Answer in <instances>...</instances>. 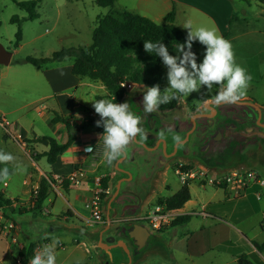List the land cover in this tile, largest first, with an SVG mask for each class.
Segmentation results:
<instances>
[{
    "label": "crops",
    "instance_id": "crops-1",
    "mask_svg": "<svg viewBox=\"0 0 264 264\" xmlns=\"http://www.w3.org/2000/svg\"><path fill=\"white\" fill-rule=\"evenodd\" d=\"M121 5L123 9L156 23L162 22L174 5V24L185 34L187 29L182 26L185 23H191L193 28L215 27L222 36L226 32L223 37L231 42L235 62L251 77L244 96L263 98L264 101V20L238 17L228 23L234 14L232 0H121ZM261 10L264 11V5ZM17 47L11 50L9 64L0 65V120L7 121L8 128L0 126V150L14 157L7 164L9 179L0 183V191L10 200L6 207L0 206V222L14 224L11 237H0V264H15L29 246L43 247L53 242H56V264L84 262L89 258V251L83 238L51 222L86 226L83 221L87 216L86 204L99 178L106 174L108 164L100 136L103 128L90 127L79 131L52 164L47 163L45 157H38L48 149L47 140L37 141L39 135L34 133L29 137L26 128L33 125V115L44 124L51 123V110L70 119L85 118L88 112H94L92 100L104 93V87L97 81L72 74L71 58L40 68L23 62L24 57L12 60ZM25 64L32 67L23 66ZM28 112L32 115L27 117ZM51 125L52 133L40 136L64 142L67 138L65 127L61 123ZM87 146H92L93 150L86 152ZM261 165L264 166V162ZM75 170L83 172L77 183L66 180V187L57 185L49 190L40 209L29 208L31 192L36 190L42 177L46 174L52 178L65 176ZM260 174L264 176V170ZM181 185L179 183L174 190L169 186L161 197L173 194ZM188 189L190 197L178 210L189 218L185 223L175 225L180 230L173 229V226L168 231L169 237L165 233L169 239L168 255L153 254L139 264H236L241 253L247 254L252 262L264 264V251L258 252L252 244V241L264 239V222L261 225L263 185L254 183L237 193L226 186L190 182ZM57 199L62 201L60 208L55 205ZM66 211L69 214H64L62 219L56 218ZM200 211L206 215L193 214ZM150 257L157 258L149 260Z\"/></svg>",
    "mask_w": 264,
    "mask_h": 264
},
{
    "label": "water",
    "instance_id": "water-1",
    "mask_svg": "<svg viewBox=\"0 0 264 264\" xmlns=\"http://www.w3.org/2000/svg\"><path fill=\"white\" fill-rule=\"evenodd\" d=\"M11 55L0 43V65H8ZM145 86L127 80L117 101L128 102L145 138H130L124 154L112 161L102 201L105 223L89 228L51 222L80 235L97 264H139L153 254L168 255L165 233L153 231L139 217L173 161L195 163L213 174L257 168L264 162V103L248 96L219 101L216 95L192 111L180 99L170 108L147 113Z\"/></svg>",
    "mask_w": 264,
    "mask_h": 264
},
{
    "label": "trees",
    "instance_id": "trees-1",
    "mask_svg": "<svg viewBox=\"0 0 264 264\" xmlns=\"http://www.w3.org/2000/svg\"><path fill=\"white\" fill-rule=\"evenodd\" d=\"M17 7L26 11L27 19L33 20L38 17L37 8L40 0H12ZM97 6L113 7L116 0H93ZM264 5V0H258ZM118 15L112 11L96 16L95 25L91 31V42L88 46H70L62 47L53 51L50 56L35 58L25 56L22 61L32 64L38 68L49 62H60L61 60L72 57L71 73L79 77H87L90 80L99 82L103 87L105 94L96 95L95 99L115 97L116 102L121 98L125 88L124 83L131 80L136 83L152 86L158 84L161 86L166 81V68L159 56L155 53H148L144 50V41L163 42L169 50V54H176L177 42L183 43L187 34L182 32L174 24L175 7L163 17L162 22L156 23L151 19L140 14L132 13L121 9ZM238 16L232 13L228 23L236 20ZM10 21L17 24L13 47H17L21 41L20 18L13 15ZM226 36V32L223 33ZM199 42L194 41L192 50L196 52V46ZM114 69V70H113ZM218 86V85H216ZM179 94V93H178ZM182 95V94H179ZM175 105L174 101L166 104L165 108ZM50 122L61 123L65 127L67 138L64 142L50 136H39L37 141L47 140L48 149L38 154V157H45L49 164L54 163L56 157L67 149L74 141L81 130L90 127H98L95 121L99 119L97 113L88 112L87 116L81 120L70 119L62 116L56 111L51 110ZM33 141V140H30ZM109 174L99 178V186L102 189L108 188ZM54 179L50 174L42 177L36 190L31 192L29 198V208L40 209L42 202L46 198L50 188V182ZM63 187L67 186V181L62 183ZM221 187H224L223 185ZM190 193L188 183L182 184L181 187L173 194L157 199V203H163L169 209H180L189 199ZM10 200L3 196L0 191V206L9 204ZM26 210V209H24ZM64 214H58L57 219H62ZM189 215H179L171 222V226L185 223ZM264 222V214L261 225ZM169 231V230H168ZM165 232V233H168ZM253 246L258 252L264 251V239L261 242L252 241ZM33 245L27 250L22 251L21 258L23 264L33 252ZM73 264H90V261L76 262ZM236 264H257L252 262L248 255L241 253L237 256Z\"/></svg>",
    "mask_w": 264,
    "mask_h": 264
},
{
    "label": "clouds",
    "instance_id": "clouds-1",
    "mask_svg": "<svg viewBox=\"0 0 264 264\" xmlns=\"http://www.w3.org/2000/svg\"><path fill=\"white\" fill-rule=\"evenodd\" d=\"M182 26L187 29V36L183 43L177 42L175 55L169 54L168 47L161 41L143 43L146 52L155 53L160 57L166 68L168 81L163 93L158 84L145 86L143 110L147 113L153 112L160 104L175 99L177 93L188 96L201 87L211 90L214 85H218L219 101H234L245 95L251 77L244 67L235 62L231 42L215 27L193 28L191 23ZM194 41L204 46L199 61L197 53L192 50ZM92 107L99 116L95 121L96 126L103 128L100 136L103 138L105 148L103 155L108 163L124 154L130 138L137 135L141 139L145 138L144 130L139 126V117L130 110L127 101L118 103L112 96L111 99L92 100ZM92 150V146L85 148L86 152ZM13 160L11 153L0 150V165H4L0 167V183L9 179L10 171L7 164ZM55 243L35 252L29 264H56Z\"/></svg>",
    "mask_w": 264,
    "mask_h": 264
},
{
    "label": "rangeland",
    "instance_id": "rangeland-1",
    "mask_svg": "<svg viewBox=\"0 0 264 264\" xmlns=\"http://www.w3.org/2000/svg\"><path fill=\"white\" fill-rule=\"evenodd\" d=\"M232 1L234 4V14L239 18L251 20H264V11L261 10L262 5L261 3H259L258 0ZM121 9H123L121 5V0H116L113 7L97 6L93 0H40L39 6L37 8L38 17L36 19L30 20L27 19L26 11L17 7L12 0H0V43L8 51H11L13 49V41L15 39L14 35L17 28V24L11 22L10 18L13 15H16L20 18L21 41L17 49L13 53L12 60L23 58L25 56H32L35 58L48 57L53 51H56L62 47H77L83 46L84 44L88 45L91 42L90 33L95 23L96 16L108 13L109 11H112L114 15L117 16V13ZM203 47L204 46L200 43H198L196 46L198 61L200 58H202ZM68 58L72 59V57ZM23 66L32 67L28 64H25ZM167 85L168 81L166 79L164 84L160 86L162 93L165 91ZM218 91L219 86L216 85H214L211 90H207L204 87H201L198 91H193L188 96H185L183 94L179 95L177 93L176 98L170 101H174L176 105L181 99L186 110L192 111L193 109L198 107L202 103V101L208 98L215 97ZM103 94H105V91ZM255 99H257V101L261 104L264 103L263 98ZM18 100L20 99L18 98ZM166 104L167 103H162L159 105L158 108L166 109ZM31 115V112L27 113V117ZM32 117L33 120H35L33 125L27 126L26 128V134L29 135V137H33L34 134L40 136L50 135V133H52L50 132L52 130L51 123L44 124L41 120L38 119V117H35V115H33ZM25 125L28 124L25 123ZM6 129L8 130L7 127ZM111 164L112 162L108 163L106 166V173H108L109 175L111 171ZM170 164L166 167L162 175L158 190L147 199L146 203L157 202L158 198H160L163 194L165 195L167 193L166 189L169 186L170 190H174L178 187L179 183H181L170 170ZM263 168L264 166L261 165L255 169L257 171H262L264 170ZM190 182L199 183L197 181ZM190 182H188V184ZM55 205L57 208H60L63 205L61 199H57ZM87 227L94 228L92 226ZM172 227L173 226H171V228ZM173 229L180 230L181 228L179 226H175L173 227ZM167 236L169 237L170 234H168ZM83 241L85 242L89 251L88 261H90L91 264H97L96 257L93 251L91 250L89 244L84 239ZM153 258L157 257H150L149 260H152Z\"/></svg>",
    "mask_w": 264,
    "mask_h": 264
},
{
    "label": "built area",
    "instance_id": "built-area-1",
    "mask_svg": "<svg viewBox=\"0 0 264 264\" xmlns=\"http://www.w3.org/2000/svg\"><path fill=\"white\" fill-rule=\"evenodd\" d=\"M0 126L6 129L7 121L1 119ZM170 166V170L182 184L190 181H197L203 185H223L237 193L243 192L254 183L264 186V176H262L260 171H257L255 168L231 170L219 174H213L198 164L188 163L181 160L173 161ZM82 175V170H75V172L69 175L55 177L53 178L54 181L50 182V188L55 189L57 185H62L65 180L70 183H77L78 177ZM107 192L108 188L102 189L99 186V183L92 192L91 198L86 204V209L88 211L87 216L83 218L86 226L97 227L105 223V218L102 213V201ZM3 207H6V205H3ZM195 213L206 215L202 211L193 212V214ZM179 215L180 213L178 209H169L163 203L147 202L144 206L142 215L139 218L153 231L165 233L171 229L172 220ZM13 229L14 224L11 221L0 222V237H11ZM43 247L41 245L34 247L32 254L28 257L25 264H29L31 257L35 252L41 250ZM15 264H23V259L18 258L15 260Z\"/></svg>",
    "mask_w": 264,
    "mask_h": 264
}]
</instances>
